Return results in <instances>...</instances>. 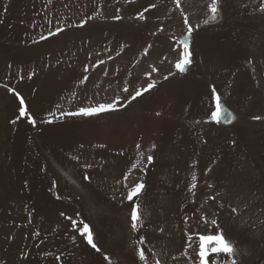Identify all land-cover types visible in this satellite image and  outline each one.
Wrapping results in <instances>:
<instances>
[{"label":"bare ground","instance_id":"obj_1","mask_svg":"<svg viewBox=\"0 0 264 264\" xmlns=\"http://www.w3.org/2000/svg\"><path fill=\"white\" fill-rule=\"evenodd\" d=\"M11 1H13L10 5L12 10L16 9L13 15L17 9L23 7H21L22 3L26 4L25 0ZM211 7L216 8L215 13L210 11ZM117 16L119 19L114 18ZM40 18L37 24L43 28L39 29L32 39L31 37L28 39L35 40L37 44L34 46L27 44L29 47H16V49L22 52L24 48L32 53L28 54L33 60L30 65L27 63L28 70L37 66L43 71L42 67L45 64L42 63V58H52V61L55 58L59 63L61 60L63 63H60V67L56 69L54 77L59 81L58 77L61 76V81H64L63 87H58L60 83L62 84L61 81L57 82V86H52L50 98L55 105H52V109H58L56 112L58 115L51 117L53 124H37V144L43 154L42 161L44 159L49 176L58 180L66 196L76 200L72 203L77 202L76 205L84 208L87 220L94 226L101 252L116 258L120 255L117 254L116 245L119 244L118 242L128 240L131 234L130 209L126 194L134 186V181L144 182L146 188L135 199V203L142 211V222H148V225L154 229L151 236H148L155 253L160 256L163 264H200L199 243L194 244L192 241L188 242L185 255L180 256L179 251L169 256L172 250L175 252L177 243H183L184 236L179 230L180 227L169 228L170 225L167 224L171 222L165 219L166 216H161L162 207L165 212L164 204L167 203V196L161 189L159 180L163 177L172 180L175 175L180 174V178L185 180V185L187 180L184 198L204 204V199L215 195L210 208L211 217L208 220L214 233L207 232L205 236L223 235L234 249L231 255L211 254L208 264H232V261L236 264H247L246 262L250 260H256L258 255L252 243L254 237L252 227L259 217L258 212L264 209V187L255 190L248 187L246 180L241 184L239 178L253 168L255 141L262 136L260 133H264V99L260 95L261 93L264 95V57L260 55L264 48V0H214V2L213 0H59L53 7V12L48 15L44 13ZM185 20L188 24H185ZM205 20L208 21L207 24L204 23ZM84 21H87L86 25H83ZM189 25L193 28V33L188 38L192 62L186 72L179 73L174 65L181 57L183 50L181 41L188 36ZM57 27L63 31L50 36L49 33L55 32ZM226 35L243 41L246 47V50L243 49L244 56L248 54L247 49L250 50L246 58L243 57L245 62L238 67L237 72L241 76L239 82L236 79L230 80L231 68L226 71L230 73V78L223 76L227 62L222 57L224 53L221 55L220 43ZM41 36L47 39L41 42ZM72 44H76V49L71 50L68 59L62 60L60 58L62 49L69 48ZM234 47L236 48L237 45ZM235 56L241 55L235 54ZM35 60L37 63L34 62ZM234 63L236 64L235 61ZM5 67L6 65L0 62V73ZM169 71L174 75L165 81L164 76ZM84 76L88 79L81 83ZM48 78V75L46 77L39 75L31 82L29 80L19 85L20 90L28 98L31 109L34 108L31 91L33 88L38 90L34 105L42 106L44 97L46 99L42 84ZM152 80L155 81L153 89L143 93L125 109L102 113L99 117L61 116V112L77 111L80 107L95 106L97 102H109L117 96H125L127 93L124 92V88H128L130 92L146 88L147 83ZM212 85L216 86L221 96L220 103L223 102L232 113L234 117L232 123L221 122L216 125L211 122L210 109H214ZM13 96L0 87V118L16 109V99L14 100L15 96ZM56 104L63 106L57 108ZM60 127L72 130L80 137L83 147L77 152L82 159L79 163L76 162L79 165L74 164L78 167L60 161L51 149V145L49 146L44 140L47 130H58ZM100 145L103 147H99ZM139 155L147 157L151 155L153 161L149 162L147 159L142 162L137 161ZM85 163L94 166L104 165V169L102 171L95 169L94 172L89 173L83 168ZM129 171L133 176L130 181L127 179L129 182L124 183ZM83 174H90L88 181L82 179ZM194 174L201 178V182L196 186L198 189L192 191ZM104 192L110 195L109 199H106L109 196L107 194L108 197H105ZM213 219L216 220L215 225L211 223ZM246 225L248 226L246 234L244 233L246 243L242 245L237 240L235 227L240 230L247 227ZM261 225L264 226V222ZM262 229L264 231V227ZM254 230L256 231L255 227ZM5 231L7 230L0 231L4 233L0 246L2 257L0 264H59L58 259L53 260L52 256L42 258V252L48 250L47 241L39 246L40 238L34 236L36 242L31 251L37 252V256L35 255L34 258L30 251L29 257L22 259V245H15L16 243L13 244L6 239ZM256 234L259 237V232ZM212 246L208 245V247ZM88 250L89 247L82 244L78 248L79 253ZM97 256L99 255H96V258ZM245 260L249 261L244 262ZM260 261L258 263L257 260L256 264H261L264 260Z\"/></svg>","mask_w":264,"mask_h":264},{"label":"rangeland","instance_id":"obj_2","mask_svg":"<svg viewBox=\"0 0 264 264\" xmlns=\"http://www.w3.org/2000/svg\"><path fill=\"white\" fill-rule=\"evenodd\" d=\"M25 1H26V4L22 3L21 7L22 6L23 7L21 9H17V11H19V12L16 11L15 15L16 14L17 15L15 16L12 13L16 9L14 8L12 10V7L10 6V5H12L13 1H11V0H3V1L0 0V62H2L4 65H6L5 69L0 73V75H1L0 76V87L7 90L11 96L14 95L15 96V97L13 96L14 100L16 99L15 104H17L16 109L12 110V112L13 111H15V112H13V113L11 112L9 115L8 114L4 115L3 116L4 118L3 117L0 118V231L1 230L3 231V229L7 230V231H5L6 232L5 238L9 239V241H11L13 244L16 243L15 245H17V244L22 245V249H21V251H22L21 258L22 259H27L29 257V252L31 251L32 246H34L33 244L36 242V241H34L35 240L33 238V236H34V237L40 238L38 245L40 244L42 246L43 245L42 242L46 243V241H47L46 245L48 247V250L46 252H42V254H41L42 258L46 259V258H50L52 256L51 258L53 260H54V258L57 260V257H59V259L57 260L59 264H71V263L72 264H100V263L101 264H104V263L105 264H139V263L140 264H156L155 263L156 261H159L160 264H163L162 259H160V256L155 253L153 245H151V243H150V239H149L150 237L149 236H151L153 228L150 225H148L149 224L148 222H142L143 220L141 219V214H142L141 210H139L140 219L137 222V230H135V231L131 230L130 231L133 236L130 234L128 240H125L124 242L123 241L118 242L119 244L116 245V248L118 247L117 254H120L118 256L116 254L117 258L114 256H110V255L106 254L105 252H104L105 255L104 254L100 255V253H97L95 251V249L91 248L90 245H87L86 237L84 239H81V235H80L82 230H83V224H85V223H87L88 225L90 224L89 230L92 231V234L94 237V242H96L97 246L100 247L99 243L97 242L96 237H95L94 226L91 224L90 221L87 220V218H86L87 214H86L84 208L83 207L81 208V206L76 205V204H78L77 202H74L75 204L72 203L74 199L71 198L72 199L71 200L70 197L66 196L63 189H61V187L59 186L60 184H59L58 180L53 178L52 176H49V172L46 169V164H44L45 163L44 159L42 161L43 157H41V156L43 154L41 151H39L40 149H39L38 144H37V136H36L38 134L37 125H36V127H33L31 124H29L27 116L20 118V119H17V117L19 116V109L18 108L20 107V98L24 99L26 110L29 112L30 115L33 116V118H35L37 120L38 117L42 116L41 118H39V120H37L38 125L44 124V123H41L42 120L43 121L44 120H51V117L52 118L55 117V114H56V112H58L57 111L58 109H56V108L52 109V105H54L53 104L54 101L50 98V96H51V92L53 90L52 86L53 85L57 86L58 85L57 82L60 83V81H61V76L58 77L59 81H56L54 76H55L56 69H58L61 65L60 63H63L61 60L59 63L58 60H56L55 58H53V61L51 60L52 58H50V59L49 58H44V59L42 58L41 59L43 61L42 63L46 65V66L43 65L44 66V67H42L43 71L41 69H39V67H37V66L31 67V69H29V70L27 69L28 64L30 65V63H33L32 62L33 60H31V56H28V54L30 55L31 52L29 53V51H26L24 48H23L22 52H20L19 49H16V47H29L28 45L34 46L37 44V42H35V40H28V39L30 37L32 39L34 36L37 35L36 32H38L39 29L43 28V27H39L37 24L38 21L41 19L40 17H43L44 13H45V15H48L51 12H53V7H55L56 3H58L59 0H56L57 2L55 0H48L49 2L47 0H38V2H37V0H25ZM24 4H25V6H24ZM41 6H42V8H41ZM86 23H87V21H84L83 25H86ZM226 36H224L223 39L221 40L220 52H222L221 55L224 53L222 55V57L225 58V61L227 62L226 63L227 66L229 63L230 64L232 63V64L231 65L229 64V67L226 66L225 67L226 69H223V76H226V78L231 77L230 80L236 79V81L239 82V80H241V76L237 71H238V67H240V64H243V62H245L244 60L246 58L245 56L247 53L244 56L245 51L243 49L246 50V47L242 43L243 42L242 40L235 38L237 40L236 41L235 39H233L234 37H230L231 35L230 36L228 35L227 37ZM42 41H45V39L44 40L41 39V42ZM225 41H227L226 43H229V44L226 45ZM230 41H232V42H230ZM238 43H241V45ZM262 44H263V42H262ZM235 45H237L236 48L234 47ZM71 46H69V48H66V47L63 48L64 50L62 49V51L60 50L61 51L60 58L62 60L65 61L66 59H68L69 58L68 54H70L72 51H74V49H76V47H77L76 44H72ZM227 46H228V48H227ZM242 46H243V48H242ZM238 48H240L241 50H239ZM235 49H237V50H235ZM65 50H67V51H65ZM248 50H249V48L247 49V52L249 54L250 50L249 51ZM239 51H240V53H238ZM260 53H261L260 55H262L264 57V48H263V51H261ZM235 54L238 56H240V55L241 56L237 57V56H235ZM226 55H229V56H226ZM231 57H233L232 58L233 61L231 60ZM243 57H245L244 60H243ZM228 59H229V61H227ZM30 60H31V62H30ZM240 60H241V62H239ZM234 61L236 62V64L234 63ZM16 62H19V63H16ZM34 62L37 63L36 60ZM228 70L230 71V73H232V74L229 73L231 76L228 74V72H226ZM52 73H54V74H52ZM226 73L228 74V76L225 75ZM39 75H42L44 77H46L48 75L49 78L52 76V78H54V79L53 80H52V78H50V80H49V78L45 79L44 84H42L44 87L43 92L46 96V99L44 97V100L42 101V104H41L42 106H38V104H37L38 102L36 103L37 105H34V102H36V100H37L36 99V97H37L36 92L38 90L33 88V91H31L30 94H31V98H32V102H33L32 104H33L34 108L32 107V109H31V107L28 104V98L26 97L24 92H22V90H20L21 88H19V85L24 84L26 81H29V80L31 82L32 80L37 78ZM238 76L240 77V79H238L239 78ZM48 81H50V82H48ZM63 81H61L62 84L60 83L61 85L59 84L58 87H63ZM9 88L13 89V91H9ZM54 89H55V87H54ZM32 95H33V97H32ZM260 95L264 99V95H262V93ZM58 105H59V107H58ZM56 106H57V108H60L63 106V104H56ZM41 112H42V114H41ZM56 115H58V114H56ZM14 120L16 121V123H12V121H14ZM51 124H53V123H51ZM44 125H50V124H44ZM61 128H63V130ZM64 128L65 127L58 128V130L60 129L62 133L60 132V130L58 131L57 129L53 130V131L50 130L51 132L49 130H47L45 132V135H44V138H45L44 140L49 146L51 145L50 146L51 149L56 154L58 159H60V161H63L66 163L68 162V164L71 163L70 165H72L74 167H78L76 165H79L77 163H79L82 159L80 153L77 152L78 150H80L79 148L82 145L80 143V139H79L80 137L77 136V134H75L74 131L72 132V130H69L67 128H65L67 130L65 132ZM68 130H69V132H68ZM71 133L74 135H72ZM68 134H70V135H68ZM260 134L262 136L259 137L258 140L255 141V146H254L255 149L253 148L254 149V154H253L254 158L252 160L253 161V168L250 169V171H248L247 173L242 174L239 178V181L242 182L241 184H243L244 181L246 180V182H247L246 184L248 185V187H252L255 190H258V189L264 187V133H260ZM47 136H48V138H47ZM66 138H68V139H66ZM58 139H60V140H58ZM77 139H79V140H77ZM79 144H81V145H79ZM75 145H78V146H75ZM73 148H74V150H73ZM137 159H138L137 161L142 162L144 159H147V156L139 155V156H137ZM75 163H76V165H74ZM91 165H92V168H84L83 167L84 170L90 173V172H94L95 169H99V171H102L104 169V165H95V166L93 164H91ZM242 171H244V169ZM242 171H240V172H242ZM129 172H127L126 177L130 181L131 177L133 175H132L131 171H129ZM46 174H48V175H46ZM194 175L195 176H193L194 178H192V183H191L193 186V187H191L192 191H193V189L194 190L198 189L196 186L198 184H200V182H201V178L197 174H194ZM126 177L124 176V179ZM51 178H53V179H51ZM195 178H197V179H195ZM127 179H125L126 182H124V183L129 182ZM165 179L166 178L163 177L161 180H159L161 189L165 192V195L167 196V200H166L167 203L164 204L165 212L163 211V207H162L161 216H164V217L166 216L165 219L167 218L166 220L171 222L172 225L170 223L167 224V225H170V226H168L169 228L172 229L175 227L178 229L180 227L179 230L181 231L182 235L184 236L183 237L184 241H182L183 243H181V242L177 243L176 249L174 250L175 252H172L173 251L172 250L170 252L169 256L171 257L175 253H178L179 251L180 252L178 254L181 256L183 254L185 255V252L187 251V248H188V242L189 241H192L194 244H198V243H200L199 242L200 236H202V235L205 236V234L207 232H212L214 230L213 227H211V225L209 224L208 220L211 217L212 210L210 208H211V204H213V202L215 200V197H214L215 195H211L210 198L204 199V204L203 203L201 204V202L199 203V202H196L193 200L189 201L187 197H185L186 199L184 198V195L186 196L185 191L187 190V186H186L187 180H186V185H185V182H184L185 180L183 181L180 178V174L175 175V178H173L172 180H170V179L165 180ZM153 181H155V180H153ZM250 185H252V186H250ZM253 185H254V187H253ZM256 185H258V186H256ZM178 186H180V188ZM181 186H183V187H181ZM176 187L179 188V190ZM98 189H99V187H98ZM180 189H182V190H180ZM183 189H185V190H183ZM169 190L170 191L173 190V192L171 191V193H170ZM177 191H178V193H177ZM107 194L108 193L104 192L105 197L109 196L106 199H109L110 195L108 194V196H107ZM176 194H177V196H176ZM168 198H170V199H168ZM74 201H76V200H74ZM176 203H178V204H176ZM53 207H54V209H53ZM173 207H175V208H173ZM51 209L53 211H51ZM61 213H63L65 218H64V216L61 215ZM66 213H69L70 215L66 214ZM258 214H259V217L257 220H255L254 225L252 227V231L254 232V237H253L252 243L254 246V250L256 249V253L258 256H257L256 260L255 259L252 261L250 260L251 262L249 260H245L244 262L249 261V262H246L247 264H256L257 260H258V263L261 262L260 260H262V261L264 260V231L262 229L264 226L261 225L264 222V209L260 210L258 212ZM67 215H68V218H67ZM171 216H172V218H171ZM260 216H261V218H260ZM50 217H52V218H50ZM69 218L71 221L69 220ZM72 220L76 221L75 225L72 224ZM177 221H179V222H177ZM257 222H258V225H256ZM52 223H53V225H52ZM186 224H187V226H186ZM242 224H243V221H242ZM6 226H7V228H6ZM26 227H27V229H26ZM254 227H255L256 231L254 230ZM16 229H18V230H16ZM235 229L237 230V232H239V233L236 232V237H238L237 240H239L238 242H240L242 245H244L246 243L245 242L246 237H245L244 233L246 234L248 226L244 227L243 229L241 228L240 230H242V231H240L236 227H235ZM20 231L23 235L20 234ZM201 231H203V232H201ZM261 231L263 234L260 233ZM240 232H243V233L240 234ZM258 232L260 234V235L258 234L259 237H257V234H256ZM18 233L21 236L18 235ZM212 233H214V232H212ZM3 234L4 233L0 232V246L2 245V242H3L2 241ZM144 234H146V235H144ZM73 236H75V240H73ZM141 236L143 237V242H141V240H140ZM239 236H241V237H239ZM260 236H261V238H260ZM23 238H24V241H22ZM61 238H62V240H61ZM241 238H243V240H241ZM257 239H260L261 241L257 240ZM32 241H34V242H32ZM63 243H65V245ZM81 244L85 247H89L88 251L91 253H89L88 251L87 252L84 251L82 253H79L78 248L81 246ZM127 244H128V246H127ZM257 246H260L261 249ZM62 247H64V248H62ZM126 247H127V249H126ZM125 249H126V251H124ZM140 249L145 250L146 260H144V261H141L139 259V250ZM25 250H26V252H24ZM90 250H92V251H90ZM258 252L260 254H258ZM31 253L34 256V258L37 256L36 255L37 252L32 250ZM96 255H99V256H97V258H96ZM100 256H102V257H100ZM104 256H108L109 259L107 261H105L103 258ZM98 257H100L101 260H100V258L98 259ZM111 257L113 259H111ZM73 258L75 260H73ZM0 260H2L1 256H0ZM146 261H147V263H146Z\"/></svg>","mask_w":264,"mask_h":264},{"label":"snow or ice","instance_id":"obj_3","mask_svg":"<svg viewBox=\"0 0 264 264\" xmlns=\"http://www.w3.org/2000/svg\"><path fill=\"white\" fill-rule=\"evenodd\" d=\"M214 2V0H213ZM210 11L215 13L216 8L211 7ZM115 19H119V17H114ZM143 18V17H141ZM185 24H188V21H184ZM205 24L208 23L207 20L204 21ZM63 29L57 27L55 32H50V36H55L57 33L62 32ZM188 36L181 41L182 45V52H181V57L175 62V69L179 73H184L187 70V67L191 64L192 62V54L190 51V45L188 42V38L191 37L193 33V28L191 25L188 26L187 29ZM41 39H47V37L41 36ZM103 63V61H101ZM87 70V69H85ZM155 71V69H154ZM174 73L171 71L168 72L167 75L164 76V80L167 81L170 76H173ZM150 76V74H149ZM88 79L87 76L83 77V80L81 83L86 81ZM155 85V81L152 80V82L147 83V87L140 89V90H134V91H129L128 88H124V92L127 93L125 96H117L113 100L109 102H97L95 106H89V107H80L77 111H72V112H61V116H70V117H75V116H82V117H99L102 113H113L121 109H125L127 106L131 104V102L136 101L138 97H141L143 93L149 92L151 89H153ZM9 91H13V89L9 88ZM18 95V94H17ZM211 96L214 101V109H210V117H211V122L215 123L216 125L221 124L223 122L224 124L231 123V121L234 119L233 115L231 112H228L226 109L223 108V106L220 103L221 96L217 91V88L215 85H212L211 88ZM28 118L29 124H31L33 127H36L37 125V120L33 118L32 115L29 114V112L26 110L25 107V101L23 98H20V107H19V116L17 119L26 117ZM254 119H260V117H254ZM12 123H16V121H12ZM41 123L44 124H51V120H45L41 121ZM83 147V145H81ZM99 147H103V145H100ZM137 147H140V145H137ZM147 160L149 162H152L153 156L149 155L147 157ZM84 168H92V165L89 163H85L83 165ZM133 168H135V165H133ZM90 174H83L82 179L84 180H89ZM127 179V178H126ZM134 186L130 188V190L127 191L126 194V199L129 202L128 208L130 209V228L131 230L135 231L137 230V222L140 219V212H139V205L135 203V199L138 198L141 193L145 190L146 185L144 182H133ZM211 187V185H209ZM235 211V209H233ZM63 215V213H61ZM76 221L72 220V224L75 225ZM213 225L216 224V220L213 219L211 221ZM81 239H84L86 237L87 240V245H90L92 249H95L97 253H103L101 252V248L97 246V243L94 242V237L92 234V231L89 230V225L87 223L83 224V230L81 232ZM200 243H199V259H200V264H208V258L211 256V254L216 253H227L229 255L234 253L233 247L230 245L228 241H226L223 237L221 236H215V235H209V236H200ZM73 240H75V236H73ZM141 242H143V237H140ZM208 245H213L212 247H208ZM105 261L109 259L108 256L103 257ZM59 259V257H57ZM139 259L141 261L146 260L145 256V250L140 249L139 250ZM156 264H160L159 261H156ZM232 264H236L235 261H232Z\"/></svg>","mask_w":264,"mask_h":264},{"label":"water","instance_id":"obj_4","mask_svg":"<svg viewBox=\"0 0 264 264\" xmlns=\"http://www.w3.org/2000/svg\"><path fill=\"white\" fill-rule=\"evenodd\" d=\"M221 105L223 106L224 109H226L228 112H230L229 109L226 107V105H225L223 102H221ZM233 121H234V119L231 121V123H232Z\"/></svg>","mask_w":264,"mask_h":264}]
</instances>
